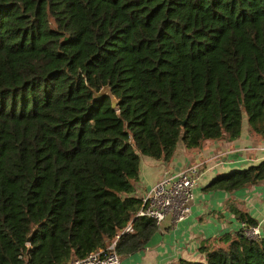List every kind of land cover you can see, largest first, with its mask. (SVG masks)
<instances>
[{
    "label": "trees",
    "instance_id": "16d2710c",
    "mask_svg": "<svg viewBox=\"0 0 264 264\" xmlns=\"http://www.w3.org/2000/svg\"><path fill=\"white\" fill-rule=\"evenodd\" d=\"M244 117L264 138V0H0V264H59L128 222L116 251L143 247L140 156L233 140ZM261 180L264 159L205 187ZM219 241L171 264H264V237Z\"/></svg>",
    "mask_w": 264,
    "mask_h": 264
},
{
    "label": "crops",
    "instance_id": "0c3cea01",
    "mask_svg": "<svg viewBox=\"0 0 264 264\" xmlns=\"http://www.w3.org/2000/svg\"><path fill=\"white\" fill-rule=\"evenodd\" d=\"M251 146H264V138L252 135L243 123L240 136L233 140L208 139L197 148L178 144L169 161L141 155L132 193L140 198L164 174L175 173L191 162L203 161V173L190 212L181 220L171 217L159 224L143 247L119 254V264H171L179 258L203 260L205 255L200 250L203 244L216 246L224 233L241 230L237 209L259 224L260 237H264V180L231 191L205 187L218 173L264 159V150H244Z\"/></svg>",
    "mask_w": 264,
    "mask_h": 264
},
{
    "label": "built area",
    "instance_id": "2783aa9c",
    "mask_svg": "<svg viewBox=\"0 0 264 264\" xmlns=\"http://www.w3.org/2000/svg\"><path fill=\"white\" fill-rule=\"evenodd\" d=\"M264 150V146L245 147L249 149ZM203 161L186 165L175 173H166L146 191L141 198V207L137 215L152 218L157 225L169 213L175 220L183 219L191 209V203L195 197V188L203 173ZM241 231L250 238L260 237L258 223H248L241 220ZM132 222H128L119 229L114 238L103 248L89 251L80 257H71L59 264H119L120 255L116 251V242L121 233L132 231Z\"/></svg>",
    "mask_w": 264,
    "mask_h": 264
},
{
    "label": "water",
    "instance_id": "95a60500",
    "mask_svg": "<svg viewBox=\"0 0 264 264\" xmlns=\"http://www.w3.org/2000/svg\"><path fill=\"white\" fill-rule=\"evenodd\" d=\"M104 93H107L111 99V105L112 107H116L117 99L114 97V95L111 93V90L108 85L103 86L98 92L95 93L96 96H100ZM30 235H28L27 240H29Z\"/></svg>",
    "mask_w": 264,
    "mask_h": 264
},
{
    "label": "rangeland",
    "instance_id": "374dc122",
    "mask_svg": "<svg viewBox=\"0 0 264 264\" xmlns=\"http://www.w3.org/2000/svg\"><path fill=\"white\" fill-rule=\"evenodd\" d=\"M243 123H244V124H247L246 117H244V119H243ZM194 162H197V161H194ZM194 162H191V163H194ZM191 163H189V164H191ZM189 164H187V165H189ZM199 182H200V180H199ZM199 182H198V184H199ZM250 185H251V184H250ZM247 186H248V185H247ZM170 218H171V216H170V214L168 213V214L165 216V218L160 222V224H162V223L168 221Z\"/></svg>",
    "mask_w": 264,
    "mask_h": 264
}]
</instances>
